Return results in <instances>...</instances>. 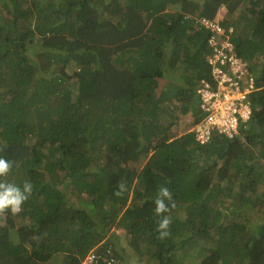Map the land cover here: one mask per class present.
Wrapping results in <instances>:
<instances>
[{
	"label": "trees",
	"instance_id": "trees-1",
	"mask_svg": "<svg viewBox=\"0 0 264 264\" xmlns=\"http://www.w3.org/2000/svg\"><path fill=\"white\" fill-rule=\"evenodd\" d=\"M202 19L232 30L257 89L238 134L204 145ZM97 245L122 264H264V0H0V264Z\"/></svg>",
	"mask_w": 264,
	"mask_h": 264
},
{
	"label": "built area",
	"instance_id": "built-area-1",
	"mask_svg": "<svg viewBox=\"0 0 264 264\" xmlns=\"http://www.w3.org/2000/svg\"><path fill=\"white\" fill-rule=\"evenodd\" d=\"M201 28L208 30L205 58L210 68L214 87L203 82L197 88L200 122L194 128L195 138L200 144L209 141L214 132L232 137L240 124L251 116L249 96L256 90L255 78L248 74V65L234 53L230 36L232 30H225L219 23L202 19ZM17 211V204H13ZM99 245L91 249L80 264H122L114 251Z\"/></svg>",
	"mask_w": 264,
	"mask_h": 264
},
{
	"label": "rangeland",
	"instance_id": "rangeland-1",
	"mask_svg": "<svg viewBox=\"0 0 264 264\" xmlns=\"http://www.w3.org/2000/svg\"><path fill=\"white\" fill-rule=\"evenodd\" d=\"M224 17V12L221 11L217 16H216V21L222 19ZM177 109H180L179 106L177 105ZM192 115L191 113L187 112L186 114H180L178 116L177 119L174 120L173 125L171 126L170 130L168 131V134L170 137L173 136H179L182 133H184L187 129L192 131ZM140 166H138L139 168ZM258 215V214H257ZM254 215V217L256 216V218H254V220L259 219V216ZM112 232L115 233V240H117V242L119 243L120 246L122 247H127L126 245V238L124 236V232L123 230L118 227L116 228L115 226L112 228ZM251 233H253V229L251 228ZM110 235H107V238H109ZM259 236H257L255 239H258ZM126 251V254L129 253L128 248L124 249ZM129 264H135V260L132 258H129L128 260Z\"/></svg>",
	"mask_w": 264,
	"mask_h": 264
},
{
	"label": "clouds",
	"instance_id": "clouds-1",
	"mask_svg": "<svg viewBox=\"0 0 264 264\" xmlns=\"http://www.w3.org/2000/svg\"><path fill=\"white\" fill-rule=\"evenodd\" d=\"M247 65H248V64H247ZM252 76H253V75H252ZM253 77H254V76H253ZM255 82H256V81H255ZM256 90H257V89H256ZM256 90H255V91H256ZM253 93H254V92H253ZM250 97H251V96H250ZM198 110H199V105H198ZM244 124H245V123H244ZM238 132H239V128L237 129L236 133H235V134H234L232 137H229V138H230V139L234 138V137H235V136L238 134ZM216 133H217V132H214V134H216ZM217 134H219V133H217ZM212 135H213V134H212ZM212 135H211V136H212ZM210 139H211V137H210ZM210 139H209V140H210ZM199 144H200V143H199ZM200 145H204V144H200ZM14 203H16V204H17V202H16V201H15V202H13V204H14ZM17 208H18V210H17V211H14V210H13V207H12V210H13L14 212H18V211H19L18 204H17ZM97 246H99V245H97ZM95 247H96V246H95Z\"/></svg>",
	"mask_w": 264,
	"mask_h": 264
}]
</instances>
